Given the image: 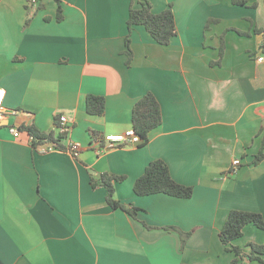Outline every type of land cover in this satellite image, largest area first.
I'll return each mask as SVG.
<instances>
[{
	"label": "crops",
	"instance_id": "1",
	"mask_svg": "<svg viewBox=\"0 0 264 264\" xmlns=\"http://www.w3.org/2000/svg\"><path fill=\"white\" fill-rule=\"evenodd\" d=\"M139 1L154 13L171 4L177 35L161 46L135 27L126 65L131 0H0V264H246L218 234L231 210L264 220V160L252 164L264 139V0ZM147 93L162 123L146 145L101 151L99 138L132 130ZM88 95L104 98L101 116L86 112ZM62 116L63 151L34 149L19 129L57 131ZM154 160L191 198L133 193ZM102 174L125 177L115 198L139 209L135 219L91 187ZM248 244H264V231L246 226L233 245Z\"/></svg>",
	"mask_w": 264,
	"mask_h": 264
},
{
	"label": "trees",
	"instance_id": "2",
	"mask_svg": "<svg viewBox=\"0 0 264 264\" xmlns=\"http://www.w3.org/2000/svg\"><path fill=\"white\" fill-rule=\"evenodd\" d=\"M232 5L243 6L246 5L245 0H230ZM29 6H35L30 3ZM137 3V7L135 4ZM39 7V6H38ZM30 19V15L26 19L24 24L27 25ZM57 21L61 20V9H57ZM211 23V22H209ZM127 34L124 41L125 51L124 54L127 57L126 65H129L132 60V54L130 51V37L132 31L137 26H142L149 34L151 39L161 46H168L171 40L177 35L176 25L174 20V13L172 5L169 4L166 9L159 13L152 12L151 5L147 1L131 0L129 7V14L126 21ZM264 51V44L262 46ZM223 47L219 49L221 56ZM86 112L92 116H101L105 109V100L102 97L88 95L86 97ZM132 130L139 136L141 143L139 147L146 145L148 142L149 134L157 129L162 123V115L158 101L151 93H147L142 96L133 106L131 112ZM20 131H24L31 139V146L34 149L38 147L50 145L58 150H66L61 142L67 138L66 131H60V122L58 118V124L56 130L48 132H40L32 126H21ZM92 136L97 139L98 136L92 133ZM100 141L102 139L99 138ZM67 151L70 152L69 147ZM71 153V152H70ZM72 154V153H71ZM264 160V139L262 140V146L259 152L253 157L252 164L257 165ZM124 176H116L112 174H102L100 178L91 176V187L96 189L102 187L106 190V203L113 209H120L126 212L132 218H136V214L139 209L128 206L115 198L114 183H121L124 181ZM133 193L138 197H145L155 194H164L177 199H189L192 196L193 189L190 186H184L175 182L169 172L167 165L162 160L151 161L145 168L141 176H139L133 185ZM252 225L259 230L264 231V220L261 214L256 212H247L239 210H231L219 231L218 237L225 250L234 254V263L238 260L246 262V264H264V244H248L249 252H245L243 249L234 246L233 242L243 235V229ZM177 230L176 228H170ZM181 246L183 247L190 233H182Z\"/></svg>",
	"mask_w": 264,
	"mask_h": 264
},
{
	"label": "built area",
	"instance_id": "3",
	"mask_svg": "<svg viewBox=\"0 0 264 264\" xmlns=\"http://www.w3.org/2000/svg\"><path fill=\"white\" fill-rule=\"evenodd\" d=\"M38 0H30V3L36 4ZM259 62L263 61V56H260L257 59ZM4 96H5V91L0 89V122L4 120L7 116V113L5 112V108L3 106V101H4ZM60 122V131H66V126L65 122L66 119L65 117H60L59 118ZM9 131L12 133L14 137L18 136V130L11 127ZM102 141L104 142V145L101 147V151H103L105 148H114L117 146L125 145V144H130V145H137L141 143V140L138 135L134 133L133 130H127L123 134H118V135H109L105 136ZM69 150L70 152L76 156L80 150V146L76 143L69 144ZM52 148V147H51ZM42 151H44L41 148ZM239 165V160L235 159L232 163L233 168H236Z\"/></svg>",
	"mask_w": 264,
	"mask_h": 264
}]
</instances>
